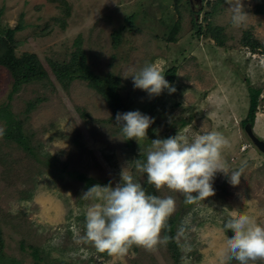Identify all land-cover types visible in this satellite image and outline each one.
Here are the masks:
<instances>
[{"label": "rangeland", "instance_id": "rangeland-1", "mask_svg": "<svg viewBox=\"0 0 264 264\" xmlns=\"http://www.w3.org/2000/svg\"><path fill=\"white\" fill-rule=\"evenodd\" d=\"M66 1L71 15L62 30L54 21L62 14L47 0H0L2 25L12 28L23 15L25 28L14 36L17 56L35 54L44 66L47 60L65 62L75 48L74 41L80 39L94 74L111 72L126 83L121 96L128 111L139 110L154 118L147 138L134 142L138 152L146 157L151 140L162 139L165 130L189 141L197 135L219 131L230 142V147L223 150V159L231 169L242 164L246 167L235 186L218 173L213 184L215 195L193 204L185 203L181 193L166 186L157 190L153 185L158 197L171 196L176 203L171 216H176L177 262L166 243L152 250L134 245L125 256L100 252L85 238L86 213L98 201L82 199V193L90 187L75 178L83 174L95 179L93 185L111 182L115 186L127 165L134 180L142 184L144 176L135 167L136 158L110 120L106 102L85 83L74 81L67 90L47 83L22 86L10 101L16 117L23 118L25 101L36 96L45 101L23 127L27 135L31 134L38 161L0 138L4 253L21 264L34 263L32 247L39 250L40 264H239L223 257L226 240L232 234L224 228L229 215L246 214L264 226V156L252 146L242 123L248 107L247 88H258L261 93L253 132L264 141V50L252 52L240 40L247 30L264 46V15H254V3L243 0L248 16L236 26L229 5H223L220 13L211 18L213 25L223 28L226 37L225 47L219 48L203 31L197 35L189 14L182 9L176 13L171 0ZM207 1L214 2L202 0L201 7L195 10L201 11ZM167 8L173 21L181 18L177 42L173 44L158 40L163 33L161 12ZM202 15L203 12L197 20L204 30L207 22ZM130 17L132 22H128ZM146 64H155L163 73L176 68L171 83L176 91L169 94L165 90L150 97L132 88L130 76ZM10 85L11 77L0 68V103L7 100ZM79 110L88 117H81ZM183 118L188 124L180 128L178 121ZM2 124L0 121V127ZM249 264H264V259Z\"/></svg>", "mask_w": 264, "mask_h": 264}, {"label": "clouds", "instance_id": "clouds-1", "mask_svg": "<svg viewBox=\"0 0 264 264\" xmlns=\"http://www.w3.org/2000/svg\"><path fill=\"white\" fill-rule=\"evenodd\" d=\"M225 3L232 12V23L242 25L248 16L243 0H225ZM130 77L134 88L150 97L159 96L165 90L169 94L176 91L155 64H146ZM115 120L127 140L136 141L147 138L148 129L154 123V118L139 110L118 112ZM4 132L0 127V138ZM151 141L146 162L137 160L136 169L146 173L148 183L157 190L166 186L183 194L187 204L214 196L213 184L218 173L226 176L233 186L238 185L246 167L242 164L238 169H231L223 159V150L230 147V142L219 131L197 135L192 141L178 135ZM81 198L98 201L88 208L85 218V238L98 251L125 256L134 245L152 250L167 242L168 238H162L161 232L175 212V200L171 196L160 198L147 194L127 170V165L122 168L120 182L115 186L111 182L93 185ZM224 228L232 233L226 240L225 260L249 264V261L264 259V226L255 218L230 214Z\"/></svg>", "mask_w": 264, "mask_h": 264}, {"label": "trees", "instance_id": "trees-1", "mask_svg": "<svg viewBox=\"0 0 264 264\" xmlns=\"http://www.w3.org/2000/svg\"><path fill=\"white\" fill-rule=\"evenodd\" d=\"M171 1L176 13H179L182 9L189 14L191 28L196 30L197 35L203 31V33H205V35L209 37L217 47H225L226 37L224 35L223 28L213 25V21L211 20L214 15L220 13L223 9V5H226L225 0H214L212 4L207 1L205 7L201 11L195 10L197 8L196 5L192 8L189 0ZM251 1L254 3L252 13L256 16L264 15V0ZM47 2L55 5L62 14L61 17L54 18V21L62 30H64L66 28V19L71 15L68 2L66 0H47ZM202 12L203 21L207 22L204 30H201V26L198 25L199 22L197 20L198 16ZM1 13L2 10L0 11V14ZM180 19L181 18L178 17L175 21H173L172 13L169 8H167L164 13L161 12V20L159 21L163 27V33L161 38H158L160 42H165L167 44L177 42L176 35L180 30ZM128 22H132V17L128 18ZM24 28L23 15L19 16L16 25L12 28L4 26L0 23V68L5 70L11 77V85L7 95V100L0 103V121L3 122L2 128L5 130L2 137L3 141L8 145H13L15 148L22 150L30 158L37 159L34 153V148L31 145V134L27 135L24 132L23 127L24 124L28 122L31 113L39 108L40 104L45 101V98L42 96H36L31 100L25 101V109L22 113L23 118H18L15 114H13L12 106L10 105L12 97L22 89V86L33 83H47L52 88L59 87L62 90H67L72 82L81 81L85 83L89 89L93 90L96 94L102 97V99L106 102L111 111L110 120L117 127L118 133L124 140L125 147L134 154L136 161L140 160L146 162L145 154L138 152L137 147H135V140H127L121 131V127L116 125V114L118 112H128L129 109L128 105L121 96V92L127 88L126 83L122 82L118 76H114L111 72H107L105 74H94L87 64L84 51L80 47V39L74 41L73 45L75 48L72 51L69 60L65 62H52L51 60H47L48 64L47 66H44L35 54L22 53L20 56H17L16 41L14 36L16 33L23 31ZM116 35L117 33L115 32V34H113L114 47H116L118 43ZM240 42L243 47L250 49L252 52L264 50V46L256 41V39H254L251 33L247 30L243 31ZM175 69L176 68L173 67L164 72L165 79L168 80L170 84L175 77ZM132 88H134V86ZM177 89L179 90L178 87ZM247 90L248 107L245 119L242 123H244V125L248 123L253 127L261 90L252 87H248ZM79 112L81 117H88V114L85 112L80 110ZM154 113L155 112H153V114ZM178 122L180 128H183L188 124V121L185 120V118L180 119ZM168 127L171 126L168 124ZM169 132L170 130H165L162 134V139L171 137L172 133L170 134ZM36 161H38V159ZM142 174L144 176V180L141 185L144 187L146 193L157 196L153 185L149 184L147 181V174ZM75 179L83 182L86 187H91L94 183H96L95 179L88 178L83 174H78ZM175 217L176 216L173 215L168 218L167 225L162 230V234L163 237L168 238L166 244L172 253L174 261L177 262L178 252L176 251V245L174 243ZM20 246L23 249L22 244ZM4 249L5 244L0 228V264H21L16 259L8 257L4 253ZM30 249L34 259L33 264H40L42 259L39 250L35 247Z\"/></svg>", "mask_w": 264, "mask_h": 264}, {"label": "water", "instance_id": "water-1", "mask_svg": "<svg viewBox=\"0 0 264 264\" xmlns=\"http://www.w3.org/2000/svg\"><path fill=\"white\" fill-rule=\"evenodd\" d=\"M189 2L191 3L192 8H194V5H196L198 8H200L202 5V0H189ZM243 130L252 146L264 156V141L255 135L253 132V127L247 123L244 125Z\"/></svg>", "mask_w": 264, "mask_h": 264}]
</instances>
